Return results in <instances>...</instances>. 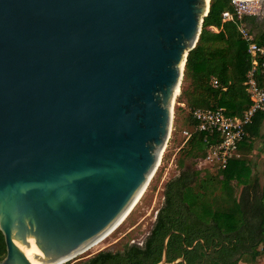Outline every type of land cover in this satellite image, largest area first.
<instances>
[{"label": "water", "instance_id": "1", "mask_svg": "<svg viewBox=\"0 0 264 264\" xmlns=\"http://www.w3.org/2000/svg\"><path fill=\"white\" fill-rule=\"evenodd\" d=\"M210 0H0V264L72 259L155 172ZM155 264L168 262V239Z\"/></svg>", "mask_w": 264, "mask_h": 264}, {"label": "trees", "instance_id": "2", "mask_svg": "<svg viewBox=\"0 0 264 264\" xmlns=\"http://www.w3.org/2000/svg\"><path fill=\"white\" fill-rule=\"evenodd\" d=\"M227 9H231L230 0H210L196 45L186 56L183 78L189 85L182 96L188 109L222 107L227 115L239 116L250 103L245 81L251 62L235 24L222 20ZM244 21L257 33L258 41L264 39V18L245 17ZM212 77L218 86L210 84ZM188 118L186 129L191 136L179 149V173L165 182L163 203L142 245L126 243L121 250H100L77 264H155L161 260L163 241L170 231L168 262L183 257L186 264H237L241 260L258 264L264 257V160L261 182L247 157L258 138L259 152L264 153V113H256L245 127L241 156L230 159L215 174L202 173L196 162L216 140L195 130L189 111ZM5 255L0 231V261Z\"/></svg>", "mask_w": 264, "mask_h": 264}, {"label": "built area", "instance_id": "3", "mask_svg": "<svg viewBox=\"0 0 264 264\" xmlns=\"http://www.w3.org/2000/svg\"><path fill=\"white\" fill-rule=\"evenodd\" d=\"M230 6L231 9L222 12V20L233 22L247 45L251 67L245 84L250 103L239 116L227 115L222 107L188 109L196 122L195 130L216 140L207 148L205 156L196 162V169L202 173H221L230 159L239 157V145L246 136L245 127L252 122L256 113H264V39L258 41L260 38L257 33L251 31L244 21L245 17L264 18V0H230ZM210 84L216 87L218 80L212 77ZM182 133L185 143L191 132L184 129Z\"/></svg>", "mask_w": 264, "mask_h": 264}, {"label": "rangeland", "instance_id": "4", "mask_svg": "<svg viewBox=\"0 0 264 264\" xmlns=\"http://www.w3.org/2000/svg\"><path fill=\"white\" fill-rule=\"evenodd\" d=\"M188 85L189 82L185 81L182 76L179 93L175 97L173 103L168 141L161 154L159 164L137 204L118 227L98 245L62 264H77L100 250H121L126 243H143L154 223L157 210L163 203L165 182L179 173L178 160L182 158L179 149L184 144L182 131L189 126L188 108L182 96V91H184ZM261 131L264 132V122ZM259 146L260 138L254 140L253 149L251 153L247 155L250 161L256 162V166H253V168L255 167L258 170L261 176V182H263L261 173L263 170L262 162L264 160V153L259 152ZM187 162L188 161L185 160L186 164ZM261 264H264V260H262Z\"/></svg>", "mask_w": 264, "mask_h": 264}, {"label": "bare ground", "instance_id": "5", "mask_svg": "<svg viewBox=\"0 0 264 264\" xmlns=\"http://www.w3.org/2000/svg\"><path fill=\"white\" fill-rule=\"evenodd\" d=\"M179 89H180V86L179 87H177L176 89H175V97L177 96V94L179 93ZM154 174V173H153ZM153 174H152V176H153ZM151 176V177H152ZM151 179V178H150ZM148 185V184H147ZM147 187V186H146ZM146 187H145V189H146ZM145 189L142 191V193L138 196V198L136 199V202L134 203V205L132 206V208L128 211V213L121 219V221L119 222V224L126 218V216L131 212V210L134 208V206L137 204V202L139 201V199L141 198V196L143 195V193H144V191H145ZM118 224V225H119ZM118 225L115 227V228H117L118 227ZM115 228L114 229H112L111 231H109L108 233H106L103 237H101L100 239H98L97 241H95L94 243H92L90 246H88L87 248H85L82 252H80V253H78L76 256H78V255H80L81 253L83 254V253H85V252H87L88 250H90L91 248H93L94 246H96V245H98L105 237H107L113 230H115ZM76 256H74L73 258H75ZM72 258V259H73ZM65 262H67V261H65ZM62 263H64V262H60V263H55V264H62Z\"/></svg>", "mask_w": 264, "mask_h": 264}, {"label": "crops", "instance_id": "6", "mask_svg": "<svg viewBox=\"0 0 264 264\" xmlns=\"http://www.w3.org/2000/svg\"><path fill=\"white\" fill-rule=\"evenodd\" d=\"M239 152H240V156H241V150H240V148H239ZM250 153H251V152H249L248 155H249ZM244 155H246V154H244ZM248 155H247V157H248ZM251 162H252V161H251ZM252 164H254V166H256V162H252ZM253 170L258 171L255 167H254ZM262 260H264V257H262V258L259 259V263H258V264H261ZM237 264H248V263H247V261L241 260V261H239Z\"/></svg>", "mask_w": 264, "mask_h": 264}]
</instances>
